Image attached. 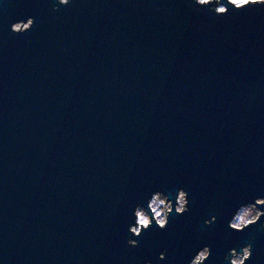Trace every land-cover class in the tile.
<instances>
[{
	"label": "water",
	"instance_id": "water-1",
	"mask_svg": "<svg viewBox=\"0 0 264 264\" xmlns=\"http://www.w3.org/2000/svg\"><path fill=\"white\" fill-rule=\"evenodd\" d=\"M57 6L0 0V264H264V217L228 227L264 198V6ZM179 188L190 211L130 247L135 206Z\"/></svg>",
	"mask_w": 264,
	"mask_h": 264
},
{
	"label": "clouds",
	"instance_id": "clouds-1",
	"mask_svg": "<svg viewBox=\"0 0 264 264\" xmlns=\"http://www.w3.org/2000/svg\"><path fill=\"white\" fill-rule=\"evenodd\" d=\"M59 6H67L70 0H57ZM195 5L202 8L211 7L217 16H225L230 8L236 12L243 11L246 8L264 6V0H194ZM35 23L33 17L15 22L11 25V31L17 35H23L31 30ZM175 211L176 215H183L190 211L189 193L184 188L177 190L175 202L170 200L163 191H155L147 200V207L143 204H137L133 210L134 223L128 226L131 234L127 240L130 247H138V239L143 232L152 228L153 224L159 230H165L169 224L170 214ZM261 217H264V198H257L254 202L242 204L238 207L229 221L228 227L234 232H243L250 226L257 224ZM215 222V217L206 220V225ZM264 228V224L261 225ZM135 237V238H132ZM211 257V246H204L199 249L190 259L189 264H207ZM252 257V245L247 244L241 248H232L225 254L226 264H246ZM166 258V252L159 256L160 260ZM150 264V262H149Z\"/></svg>",
	"mask_w": 264,
	"mask_h": 264
}]
</instances>
